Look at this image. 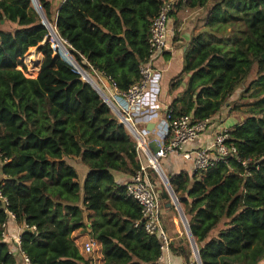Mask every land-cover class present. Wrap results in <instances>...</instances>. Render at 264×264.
<instances>
[{
	"label": "trees",
	"instance_id": "obj_1",
	"mask_svg": "<svg viewBox=\"0 0 264 264\" xmlns=\"http://www.w3.org/2000/svg\"><path fill=\"white\" fill-rule=\"evenodd\" d=\"M38 1L81 69L113 81L122 93L140 82L160 0H66L57 14L53 0ZM211 1L206 28L218 29L191 39L181 74L191 75L188 95L170 108L177 117L192 114L205 121L238 93L232 111L244 107L246 96L254 102L230 130L237 157L195 173L192 180L182 173L169 181L202 264H264V0H179L170 17L175 9H203ZM0 25L17 26L0 30V192L17 223L37 228L22 233L21 251L31 264H94L72 239L81 231L101 244L105 264H159V236L136 226L139 205L127 196V184L115 178L140 169L135 141L66 62L58 36L47 41L50 32L32 0H0ZM35 48L44 56L40 69ZM30 50L32 79L22 62ZM254 69L256 79L247 85ZM183 81H173L172 88ZM183 101L186 106L179 109ZM69 159L88 169L82 185ZM251 159L256 164L244 168L241 163ZM162 190V204H171ZM168 210L175 212L173 205ZM8 223L0 201V264H19L2 237ZM184 254L189 261L191 250Z\"/></svg>",
	"mask_w": 264,
	"mask_h": 264
},
{
	"label": "built area",
	"instance_id": "obj_2",
	"mask_svg": "<svg viewBox=\"0 0 264 264\" xmlns=\"http://www.w3.org/2000/svg\"><path fill=\"white\" fill-rule=\"evenodd\" d=\"M160 1L162 3L161 9L150 29L148 58L146 63L140 66V82L131 87L128 92L122 93L113 81L107 79L112 85L113 95L108 94L99 83L94 81V84L102 93V99L109 106L113 115L135 141L140 156L143 155L149 162V167L159 172V168H161L159 160L174 154L192 163L195 173L206 172L219 162L227 163L229 158L237 157V148L229 143L230 131L228 129L218 132L210 148L185 152V146L198 141L208 131L210 120L196 121L192 115L177 117L169 107L165 113L166 121L161 125L163 135L160 148L156 154H153L146 139L147 133L139 128L140 123H147L154 119L159 108V95L163 76L155 66L168 51L170 13L179 0ZM241 164L247 169L249 165L256 164V162L251 159ZM126 191L127 196L136 201L140 208L141 220L137 222L136 226L143 224L148 235L159 236L162 242V253L159 259V264H161L165 252L169 251L170 240L163 229L160 198L149 178L147 166L140 163V169L135 172L131 181L126 185ZM175 198L176 202L172 200L176 210L180 213L179 209L182 210V207L176 194ZM0 201L4 204L9 221H16V216L8 210V199L1 192ZM20 225V236L10 238L7 230L8 224H4L2 226V237L9 243L10 254L14 256L21 255L24 264H31L29 258L21 251V235L27 230L36 232L37 228L24 223ZM97 248L98 243L90 241L85 244L83 250L85 254L93 255ZM194 257L195 263L193 264H200L197 255L194 254Z\"/></svg>",
	"mask_w": 264,
	"mask_h": 264
},
{
	"label": "crops",
	"instance_id": "obj_3",
	"mask_svg": "<svg viewBox=\"0 0 264 264\" xmlns=\"http://www.w3.org/2000/svg\"><path fill=\"white\" fill-rule=\"evenodd\" d=\"M65 1L66 0H53L54 7L56 8L55 10L56 14L58 13V10ZM213 3L214 1H211L209 5L203 9L185 10V11L175 9L174 15L170 17L168 51L156 63L155 66L163 76L161 82V92L159 95V108L156 113V117L154 119H151L147 123L139 124L140 130H143L147 133L146 139L149 142L150 150L153 154L157 153L154 152V149L159 150L160 148L161 137L163 135V127L161 125H163L164 121H166V117H165L166 109L171 107L179 99L185 100L188 95V91H187L188 82H189L188 79L191 77V75L189 76L183 75L181 77L185 63V53L189 48L191 39L201 33L206 32L207 16L213 6ZM93 77L95 78L97 83H99L106 90L108 94L110 95L114 94L112 85L107 79H105L103 76H100L98 73H94ZM178 79H183L184 81L175 88H172L173 81L175 82ZM239 94L240 93L236 94L233 98H231L229 100V103L222 109V111L217 116L210 119V126L208 131L198 141L185 146L184 148L185 152H195L196 150L210 148L214 143V139L219 131L223 129L232 130L236 125H238L240 122L244 120L245 117L242 115V111L244 110L245 107L239 106L233 111L232 108L230 107V103H234L237 101ZM183 104L186 103L183 101L178 105V108L179 109L184 108L186 105ZM138 160L144 166L148 167L149 178L153 183V185L155 186L158 196L163 192L162 188H164V190H166V192L168 193L171 201L173 202L172 197L168 192L167 186L163 182L160 172H157L152 167H149V162L146 160V158L143 155L140 156V153ZM68 162L73 167H75L79 176L80 173H82L83 171L84 174L83 179H81L80 176L81 181H79V183L82 185L88 173V169L82 167L79 164L78 159H74V160L69 159ZM159 163L161 167L160 170L167 177L169 183H170L169 181L170 177H175L182 173H187L191 180L195 175V170L192 163L185 161L182 157L178 155L171 154L164 159H160ZM158 177H160L164 187L162 186ZM115 178L117 182L122 185L128 184L132 179V177L120 173H115ZM192 185H193V181H191L190 187H192ZM160 203L162 210L163 229L170 240L169 251L165 252L161 264H193L194 255H192V257L188 261L184 254V251L187 252L188 248L190 250H193V247L188 237L186 228L182 224L181 217L179 216L180 220H178L174 212L168 210L170 208V206L168 205L172 206V204L163 205L161 200ZM91 222H92L91 220L90 221L88 220V225H90ZM187 222L189 224L188 219ZM20 229H21V225L19 223H17L14 220L9 221L7 230L10 237L20 236L21 234ZM80 233L81 231H77L73 233L72 239L76 244V246L78 247L80 253L84 256V258L86 259L92 258L94 264H105L104 260L98 263L97 260L93 257L94 254L93 256L85 254L83 250L85 244L90 241H96V240L94 239L91 240L90 238L87 239L88 238L87 235H82ZM96 242L98 243V248L96 252L99 251L98 253H101L102 246L98 241ZM15 257H18L19 264H24V260L21 255H16Z\"/></svg>",
	"mask_w": 264,
	"mask_h": 264
},
{
	"label": "rangeland",
	"instance_id": "obj_4",
	"mask_svg": "<svg viewBox=\"0 0 264 264\" xmlns=\"http://www.w3.org/2000/svg\"><path fill=\"white\" fill-rule=\"evenodd\" d=\"M208 17V16H207ZM51 24V23H50ZM52 26V25H51ZM53 27V26H52ZM17 29V26L16 25H0V30H4V31H11V30H16ZM53 29H54V31H56L55 30V28L53 27ZM218 29V27L217 26H215V27H213V28H209L208 30H207V33H213V32H215L216 30ZM217 36H218V38H219V41L220 40H222V33L221 32H218L217 33ZM225 36V34H223V37ZM207 39H208V41H209V43H210V37L208 38L207 37ZM52 36H51V34H50V37L49 38H47V41H49L50 43H52ZM46 43V41L42 44V45H44ZM63 43V45L67 48V45L64 43V42H62ZM218 43V42H217ZM231 44V43H230ZM52 45V44H51ZM52 48H53V45H52ZM54 50H55V48H53ZM61 50L63 51V54L65 55V56H68V54H67V51L63 48V46L61 45ZM67 50H68V48H67ZM56 51V50H55ZM31 50L26 54V56L22 59V62H23V64L27 67V70L25 71V75H26V77L27 78H30V79H32V75H33V73L31 72V70H30V68H29V65L27 64V56L29 55V54H31ZM57 52V51H56ZM69 52V51H68ZM33 55L35 56V57H37V59H38V61H37V64H35V65H37L38 67H39V69H40V67H41V64H42V62H43V60H44V56L42 55V54H40V53H38V51H37V48H35L34 49V51H33ZM41 55L43 56V57H41ZM61 56V55H60ZM62 57V56H61ZM62 59H64L63 57H62ZM65 60V59H64ZM75 70H77V68H75ZM78 71V70H77ZM90 77H91V79L93 80V82L95 81L96 83H97V81L95 80V78L92 76V74H90V73H87ZM254 79H256V69H254L253 70V72L251 73V75H250V77H249V79H248V81H247V85L248 84H250L252 81H254ZM238 97H240V95L238 96ZM237 98V97H236ZM254 102V100L253 99H251V98H247V96H246V98L244 99V100H242L241 101V105H243L245 108H244V110L245 109H248V108H250V106H251V104ZM230 131V130H229ZM81 166H83V165H81ZM84 167V166H83ZM85 168V167H84ZM80 176H81V179H83V176H84V174H83V171H82V173H80ZM80 176H79V179H80ZM81 179L79 180V181H81ZM158 179L160 180V182H161V179H160V177H158ZM161 184H162V186L164 187V185H163V183L161 182ZM83 196V193H81V197ZM171 204L174 206V203L171 201ZM79 206L80 207H82V201L79 203ZM182 207V206H181ZM174 209H175V212H174V214L177 216V218H178V220H180V213L176 210V208H175V206H174ZM182 211H183V207H182ZM85 217H86V220H87V223H88V215H85ZM180 223V222H179ZM182 224H183V222H182ZM182 226V225H181ZM183 226H184V224H183ZM185 227V226H184ZM182 229H183V227H182ZM9 234V233H8ZM80 234H82V235H87L88 236V238L87 239H91L92 240V238H91V236H89V232H81ZM10 237V236H9ZM10 238H12V237H10ZM10 241V240H9ZM97 251V250H96ZM99 252V251H98ZM98 252H95L94 253V258L97 260V262L99 263V262H101L102 260H104V258H103V255H102V252L101 253H98ZM191 252H192V255H194V251L193 250H191ZM194 263H195V257H194Z\"/></svg>",
	"mask_w": 264,
	"mask_h": 264
},
{
	"label": "water",
	"instance_id": "obj_5",
	"mask_svg": "<svg viewBox=\"0 0 264 264\" xmlns=\"http://www.w3.org/2000/svg\"><path fill=\"white\" fill-rule=\"evenodd\" d=\"M32 2H33V5H34L35 10H36L37 13L40 15V17H41V19H42V21H43V24L47 27V29L49 30L50 34H55V35H57L58 38L60 39V41L63 42V41L61 40V38L59 37V35L57 34V31H54L53 27H52L51 24L48 22V20H47V18H46V16H45V14H44V12H43V10H42L40 4H39V1H38V0H32ZM55 32H56V33H55ZM65 48H66V47H65ZM66 50H67V48H66ZM67 54H68V56H66V58L69 59V62L66 61V60H65V61H66L67 63H69L73 68H77L78 73H79L80 75H82V77L84 78V80L87 81V82H88V83L94 88V90H95V91L101 96V98H103L102 93L97 89V87H96V85L94 84V82H93V80L91 79V77L87 74V72H85L83 69L80 68V66L75 62V60L72 58V56L70 55V53L68 52V50H67ZM262 58H263V60H264V55H263ZM63 60H64V59H63ZM154 152H158V149H157V150L154 149ZM159 172H160V174H161V177H162V179H163L164 184L167 186L168 192L170 193L172 199L176 202L175 194H174V192L172 191V188H171V186H170V183H169L168 180H167V177H166V176L164 175V173L160 170V168H159ZM168 206H171V205H168ZM179 211H180V214H179V215H180V217H181V219H182V222H183V224H184V226H185V228H186V231H187L188 237H189V239H190V241H191V244H192V247H193V250H194V254L197 255V258L199 259V263L202 264V262H201V258H200V249H199V247L197 246V244H196V242H195V240H194V238H193V235H192L191 230H190V225H189L188 222H187V219H186V216H185L184 212H183L182 210H180V209H179Z\"/></svg>",
	"mask_w": 264,
	"mask_h": 264
}]
</instances>
